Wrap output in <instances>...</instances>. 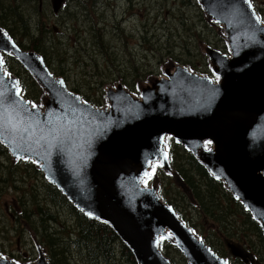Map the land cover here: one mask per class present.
<instances>
[{"label":"water","instance_id":"water-1","mask_svg":"<svg viewBox=\"0 0 264 264\" xmlns=\"http://www.w3.org/2000/svg\"><path fill=\"white\" fill-rule=\"evenodd\" d=\"M63 1L51 0L54 12ZM197 2L220 25L228 46L229 54L202 47L217 80L170 62L162 76L141 83L139 96L121 83L108 87L102 107L69 90L42 56L21 49L0 27V142L13 160H34L85 216L110 224L137 264H171L158 248L159 236L188 264H227L160 202L156 183L142 185L153 160L172 173L166 136L201 157L264 232V21L251 0ZM2 52L30 70L43 88L42 106L20 95L16 77L1 68ZM33 242L31 264H51L35 236ZM227 246L253 260L238 244ZM0 264L15 263L0 256Z\"/></svg>","mask_w":264,"mask_h":264},{"label":"rangeland","instance_id":"rangeland-1","mask_svg":"<svg viewBox=\"0 0 264 264\" xmlns=\"http://www.w3.org/2000/svg\"><path fill=\"white\" fill-rule=\"evenodd\" d=\"M38 1L24 0L23 13L26 17L32 16L31 34L33 38L38 37L39 42L29 43V37L23 36L17 27L11 30L12 34L22 48L34 50L36 46V51L45 56L55 75L64 76L68 86L76 89L84 100L95 106L103 105L104 90L118 83L133 95L139 96L137 85L162 76L164 66L170 62L186 65L190 70L208 75L216 81L202 47L209 44L229 54L222 28L205 16L196 0H97L96 3V0H91L93 3L87 8L89 13L99 16L98 26L102 32L100 35L104 36L105 53L91 39L90 25L84 20V10L80 5L75 6V0H65L64 7L57 14L51 12L50 0H42L43 9L37 12ZM87 1L89 0H82L81 3L84 5ZM11 3L12 0H2L5 7ZM253 3L264 13V0H253ZM37 15L40 17L36 21ZM262 19L264 20V15ZM0 24L9 28L8 21L0 20ZM50 45L54 47L52 53L47 48ZM12 68L21 76L20 80L26 86L24 92L37 98L29 99L40 104L43 97L40 86L18 64L12 62ZM166 142L167 150L168 145L176 148V152L177 148L180 151L186 150L173 138L166 137ZM187 156L183 152H177L174 159V155L169 152L172 166L179 164L190 168ZM13 161L8 154L0 153V253L11 257L18 264H28L37 259L33 236L46 252L49 251L45 238L40 235L32 219L27 221L21 217L23 209L35 211V201H40L43 209L54 215L61 213V218L57 217L55 223L52 221L45 225L47 232L54 234L59 249L64 251L67 264H87L82 251L72 243L75 208L65 203L50 202L45 198V180L42 174L14 167ZM151 170L154 175L157 168ZM175 177L183 181L179 174H175ZM169 181L171 184H168ZM201 181L202 179L200 183ZM152 183H156L157 188L163 185L165 196L186 216H183L184 222L188 221L189 226L211 244L213 249L230 257V264H264V243L253 228L247 226L245 211L241 206L243 217H236L237 223L241 224L240 231L228 225L221 226L220 234H217L213 230L215 225L211 219L202 217L204 210L190 203L184 192L185 186L179 185L177 181L174 183L170 177H160L159 173L152 178ZM21 203L25 206L20 205ZM62 221L65 222L64 226L61 225ZM232 234L243 241H239V246L253 255L252 261L234 255L225 244L223 236L231 238ZM162 240V251L173 263L188 264L171 240ZM115 253L116 259L124 264L125 256L120 246Z\"/></svg>","mask_w":264,"mask_h":264},{"label":"trees","instance_id":"trees-1","mask_svg":"<svg viewBox=\"0 0 264 264\" xmlns=\"http://www.w3.org/2000/svg\"><path fill=\"white\" fill-rule=\"evenodd\" d=\"M81 1L82 0H75V6H82L84 10V20H86L88 25H90V37L91 39H93V41H96V43L101 47L102 53H105L106 46L104 36L100 35L102 32H100V27L98 26L99 16L89 13V10L87 8L92 5L93 1L89 0L85 2L84 5L81 3ZM96 2L97 0L94 3ZM41 6L42 3L40 5V1H38L36 8L37 12L43 9V7ZM23 9L24 0H12V3L7 7L3 6L2 0H0V20L8 21L9 28L6 29L12 36L14 35L12 34L11 30L17 27L21 30V34L23 36L29 37V43L32 41L39 42L38 37L33 38V35L31 34V24L33 18L32 16L26 17L23 13ZM39 17L40 15L36 16V21ZM47 48L49 51H51V53L52 50H54V47L51 45L47 46ZM34 49L37 50V47L35 46ZM26 96L37 100L36 97H31L30 95H28V93H26ZM173 145L177 146V144ZM169 151L170 153H173L174 159L177 152H183L184 155H188L187 157L189 159L187 158V160L191 164L190 168L179 164H175L173 167L176 172L183 178V186L187 187L189 198L191 199L190 203L194 207L199 206V209L204 210V214H202V217H208L211 219L212 223L215 225L213 230L217 234H220V227L229 225L230 228L239 232L241 229V224L237 223L236 217H243V211L240 208V204H238V202H236V200H234L229 195L228 191L224 188L222 182L213 179L203 168V166L198 163L197 160L186 150L180 151L177 148L176 152V148L169 147ZM0 153L4 155L8 154L7 150L1 143ZM12 164L14 167H22L24 169H31L34 172H38L36 166L30 160H20L15 162L13 161ZM200 179H202L201 183ZM43 183L45 187V198H47L53 204L65 203L72 208V205L67 202L65 197L60 193V191L56 187L46 181H44ZM168 184H171L170 181L168 182ZM161 188L163 190V196L165 200L168 203H172L170 199L165 196L163 185H161ZM38 194L40 195L41 193L38 192ZM35 199L36 194H34L33 197V200ZM35 202L36 210L32 211L27 210L25 208L21 212V214H23V216L21 217L27 221L32 219V222L36 224V229L40 231V235L45 238L47 246L49 247V251H47L46 254L50 262L52 264H67L64 251L62 249H59L60 247L58 245V242L56 241L54 234L51 232H47V227L45 225L48 222L52 223V221L53 223H55V221H57V217L61 218V216H59L61 215V213H55V216L48 210L43 209L40 201ZM20 205L25 206L24 203H21ZM74 212L76 218L75 231L72 235V243H74L75 246L80 251H82L84 260L87 262V264H123L122 262L116 259L115 252L118 246L121 247V250L125 256L124 264H136L131 251L119 239L117 234L112 230V228L108 224L102 221L88 218L75 209ZM183 216L181 217L183 218ZM245 218L247 219V225L252 227L256 232H258L259 238L264 243V238L261 236L259 232L260 230L257 225L253 221H251L249 215ZM186 222L189 224L188 221ZM61 225L64 226L65 222L62 221ZM223 237L230 238V236ZM231 239H234L238 242H243L239 238H236L233 234L231 236ZM65 249L67 251V246H65ZM217 252L219 253V251Z\"/></svg>","mask_w":264,"mask_h":264},{"label":"bare ground","instance_id":"bare-ground-1","mask_svg":"<svg viewBox=\"0 0 264 264\" xmlns=\"http://www.w3.org/2000/svg\"><path fill=\"white\" fill-rule=\"evenodd\" d=\"M40 5H41V2H40ZM5 112V111H4ZM210 143V142H209ZM208 143V144H209ZM165 148H166V145H165ZM202 164H204L203 163V159L200 157V158H197ZM106 224H108L107 222H105ZM109 226H110V224H108ZM111 227V226H110ZM112 228V227H111ZM112 230L117 234V232L115 231V229L114 228H112ZM117 236H118V234H117ZM119 237V236H118ZM120 239V238H119ZM121 240V239H120ZM122 241V240H121ZM123 242V241H122Z\"/></svg>","mask_w":264,"mask_h":264}]
</instances>
